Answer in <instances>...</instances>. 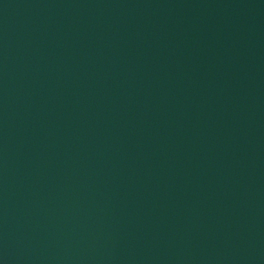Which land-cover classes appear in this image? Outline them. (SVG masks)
Here are the masks:
<instances>
[{
  "label": "water",
  "instance_id": "obj_1",
  "mask_svg": "<svg viewBox=\"0 0 264 264\" xmlns=\"http://www.w3.org/2000/svg\"><path fill=\"white\" fill-rule=\"evenodd\" d=\"M0 264H264V0H0Z\"/></svg>",
  "mask_w": 264,
  "mask_h": 264
}]
</instances>
